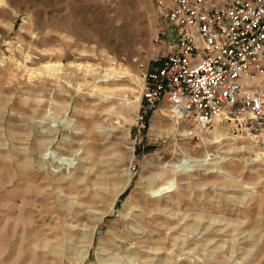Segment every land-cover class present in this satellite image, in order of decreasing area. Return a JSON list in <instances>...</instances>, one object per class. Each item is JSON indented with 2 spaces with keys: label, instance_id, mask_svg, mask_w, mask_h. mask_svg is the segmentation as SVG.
Segmentation results:
<instances>
[{
  "label": "rangeland",
  "instance_id": "1",
  "mask_svg": "<svg viewBox=\"0 0 264 264\" xmlns=\"http://www.w3.org/2000/svg\"><path fill=\"white\" fill-rule=\"evenodd\" d=\"M163 30L153 0H0V264H264V144L143 108Z\"/></svg>",
  "mask_w": 264,
  "mask_h": 264
},
{
  "label": "built area",
  "instance_id": "2",
  "mask_svg": "<svg viewBox=\"0 0 264 264\" xmlns=\"http://www.w3.org/2000/svg\"><path fill=\"white\" fill-rule=\"evenodd\" d=\"M159 51L140 88L144 110L264 144V0H153Z\"/></svg>",
  "mask_w": 264,
  "mask_h": 264
},
{
  "label": "bare ground",
  "instance_id": "3",
  "mask_svg": "<svg viewBox=\"0 0 264 264\" xmlns=\"http://www.w3.org/2000/svg\"><path fill=\"white\" fill-rule=\"evenodd\" d=\"M88 66V65H87ZM46 67H49V65H47ZM54 67H56V65H54ZM58 67V66H57ZM56 67V68H57ZM109 71L111 72V73H113L114 71H115V68L114 67H111V68H109ZM109 77V76H108ZM107 89H109V88H107ZM165 106V105H164ZM168 109H166V108H163L162 106H161V108H160V111H162V113L163 114H165V115H167L169 112H171V110L169 109V107H167ZM166 111V112H165ZM168 111V112H167ZM176 122V120L175 119H173V121H172V124L173 123H175ZM178 122V121H177ZM195 127H197V126H195ZM198 128V127H197ZM199 129V128H198ZM219 131V130H218ZM188 132V131H187ZM230 137L231 138H233V139H236V137H235V135H231L230 134ZM237 137H240L241 139H244V138H246V139H250L252 142H254L255 143V141H253L252 139H251V137H249V136H237ZM257 143V142H256ZM67 144V143H66ZM243 146H244V144H243ZM262 147H264V146H262ZM249 148H251L252 149V146L250 147L249 146ZM248 147H247V149H249ZM256 153V152H255ZM178 162H179V160H178ZM127 173V172H126ZM128 179H129V176H126L125 177V181H124V185H123V187L127 184V181H128ZM32 187V186H31ZM122 187V188H123ZM35 192H36V190H35ZM38 193V192H37ZM23 194V193H22ZM28 196H30V195H28ZM21 198V197H20ZM19 198V199H20ZM25 198V197H24ZM33 198V197H32ZM31 198V199H32ZM26 201V200H25ZM24 201V202H25ZM27 202V201H26ZM25 202V203H26ZM7 203V202H6ZM42 204V203H41ZM22 207V206H21ZM23 208V207H22ZM9 210V209H8ZM16 210V209H15ZM30 210V209H29ZM44 210V209H43ZM28 210H26L25 212H27ZM8 212V211H7ZM15 212V211H14ZM13 212V213H14ZM23 212V211H22ZM2 213V212H1ZM30 213V212H29ZM49 213V212H48ZM19 214V213H18ZM28 214V213H27ZM10 215V214H9ZM4 216V215H3ZM12 216V215H11ZM21 217H23V216H21ZM35 218H37V217H35ZM43 219V218H42ZM13 220V219H12ZM27 221H25V223H26ZM97 222V221H96ZM25 223H23V224H25ZM28 223V222H27ZM91 223V222H90ZM29 224V223H28ZM93 225H95V223H93ZM22 227H24V226H22ZM28 227H30V232L31 231H33V229H34V224L33 223H31V224H29V226ZM28 227H26V229H23V231H26L27 230V228ZM25 228V227H24ZM36 228H37V226H36ZM92 228H93V226H92ZM37 229H39V231H41L42 229L41 228H37ZM28 231V230H27ZM39 231H36L35 232V235H36V233L37 232H39ZM75 231V230H74ZM91 231H92V229H91ZM90 231V234L92 233ZM41 234V233H40ZM4 236V235H3ZM33 241H35V239H33ZM35 243V242H34ZM29 245V244H28ZM88 245H89V241H88ZM151 245H154V244H151ZM52 248H54L53 246H51ZM152 247V246H151ZM158 247V246H157ZM153 248H154V246H153ZM155 248H156V246H155ZM157 249V248H156ZM24 255V254H23ZM39 257V256H38ZM83 258H84V254L83 255H81V257L79 258V260H78V264L83 260Z\"/></svg>",
  "mask_w": 264,
  "mask_h": 264
}]
</instances>
